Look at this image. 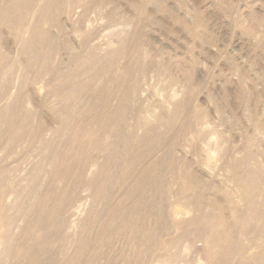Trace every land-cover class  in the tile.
<instances>
[{"label":"bare ground","instance_id":"bare-ground-1","mask_svg":"<svg viewBox=\"0 0 264 264\" xmlns=\"http://www.w3.org/2000/svg\"><path fill=\"white\" fill-rule=\"evenodd\" d=\"M91 5L92 2L88 0H4L3 5L0 4V34L6 31L17 39L16 44L22 43L18 46L19 53H16L19 54L16 55L19 57L17 65L8 63L5 56L0 54V102L5 103L0 104V264H104L102 261L107 256L106 250H111L118 237L128 238L129 253L110 259L106 264H150L151 261L178 264V253L169 255L165 252L168 247L176 248L180 243L174 241L175 247L173 241H161V233H167L171 225H177L186 234L206 220L209 225L230 223L232 228L225 235L229 240L228 255L243 262L246 260V264H264V249L258 251V243L244 246L232 234L247 226L251 229L259 221V210L264 209L261 204L264 201L261 198L264 195L261 193L262 189L264 192V168L258 170L256 166L254 171L250 169L255 165L250 152L242 158V164L228 166L229 180L235 183L232 194L237 192L236 196L230 197L231 200L228 199L233 208V213L230 210L232 222L223 215L210 219L212 221L206 219L207 211H210L209 214L222 212V203L213 198L214 195L211 198V193H205L201 186H196L193 170L178 167L173 162V153L180 146L175 137L165 140L161 159L152 157L143 164L163 143L162 134L155 132V128L158 123L163 124L167 117L133 111V100L146 75V69L141 64L136 61L124 66L122 75L118 73L120 77L112 74L115 66L127 57V46L135 36L126 30L128 25L123 27L125 33L122 32L124 35L130 32L128 38L124 40L121 36L123 39H118L117 48L108 49L103 55L99 52V46H94L98 40L95 42L93 39L95 44L91 46L92 38L97 36H93L94 29L88 33L79 31V38L78 35L74 37V33L70 34V39L76 38L82 49V53L72 57L77 67L65 71L58 67L59 64L55 66L54 58L60 50L58 38L66 34L63 21L73 26L77 14L80 19L87 18ZM31 15L32 23H28ZM112 16L116 17V14ZM27 26L30 30L26 33ZM25 33L27 35L23 38ZM2 45L0 38V50ZM29 73L32 75L29 76ZM58 74L64 76L65 80L56 84L53 82L47 92L53 95L55 104L46 102L49 97L41 98L42 102L37 100L41 103L38 111L34 110L35 107L31 108L30 103L35 102L34 97L39 93L36 91L37 85L46 82L47 87L46 79H53ZM115 97L118 103L113 107ZM175 104L176 112H182L179 109L183 108V103L177 101ZM79 105L82 109L88 105L89 110L97 107L101 111L98 121L87 126L85 118L77 114ZM44 111L51 115L52 122L49 124L41 118ZM132 117H137L134 125L128 122ZM164 125L170 128L172 122ZM138 128L147 129L141 138L135 133ZM107 131L113 133V139L107 135ZM187 131L188 128H181L176 133L177 137L181 139L191 133ZM200 131H194L192 142L199 135L202 136L199 142L203 140L204 132L200 134ZM137 133L140 135V132ZM129 136L139 141L138 144L149 141L148 151L143 157H139L129 145ZM121 144H125L124 148ZM26 148L27 151L31 150V156L36 160L31 161L32 168L27 175L17 179L14 174L17 170L7 162L22 150L26 151ZM104 150L109 151V155H102ZM124 160L127 166L122 170ZM161 171H165L167 179L163 178ZM169 178H174L176 182L172 195L195 207V216L186 223L181 221L185 224L182 226L179 223L182 211L168 202L169 189L173 184L171 180L169 185ZM118 187L122 189V197L114 202V191ZM223 192L232 195L228 187L223 188ZM88 197L92 201L91 209L87 217L80 221L78 218ZM259 197L260 203L257 201ZM237 198L243 203L242 207ZM169 211L174 214L175 224L168 222L171 220ZM262 221L263 226L257 229L260 240H264ZM74 228L77 236L72 243L74 251L69 254L67 249ZM219 234L206 240L205 244L213 247Z\"/></svg>","mask_w":264,"mask_h":264},{"label":"rangeland","instance_id":"rangeland-1","mask_svg":"<svg viewBox=\"0 0 264 264\" xmlns=\"http://www.w3.org/2000/svg\"><path fill=\"white\" fill-rule=\"evenodd\" d=\"M3 1L0 0V4L3 5ZM88 1L92 2V8L90 7L87 11V14H89L86 16L87 18L80 19L77 14L73 26L70 23H65V20L63 21L66 34L58 38L59 40L57 39V46L60 47V50L58 55L55 56L56 58H54L55 66L59 64L58 67L66 71L67 68L71 69L77 65L72 62V57L82 53V49L77 44L79 42L76 39V36L81 34L80 32L82 31L88 33L94 29L93 32L95 34L93 36H97L92 38L91 46H99L101 55L105 54L108 49L117 48L120 41L118 39L124 37L125 40L129 34L133 33L135 36L127 46V57L121 60L118 63L119 65L115 66L116 68L112 71V74L120 77L124 71V66L136 61L139 65L141 64V67L146 69V75L133 100V111L139 110L150 115L162 114V117H167L166 119L164 118L165 121L163 119V124L158 123V126L156 124L157 128H155L156 126L154 127L156 129L155 132L162 134L163 143L153 151L148 159H145L143 164H146L149 159H153L152 157L161 159L165 151L163 147L165 140L175 137L180 146L174 152L175 155L173 153V162L178 167L185 166L193 170L191 172L195 176V182L201 183V185L195 183L196 186H201L203 190L205 189V193H211L209 195L211 198L214 195L213 198L222 203L223 211L210 214V211H207L205 213V216L208 214L206 219H218V217L223 215L232 222L233 208H231L230 200L237 195V192L232 194L231 189H235V183L229 180L230 170L228 166L242 164V158L247 152H250L249 154L255 160V163L251 162V165H255L253 168L251 166L250 169L254 171L256 166L258 170L264 168V0ZM112 10L116 17L112 16ZM32 15L28 23H32ZM109 15H111V18ZM127 25L129 29L127 28L126 30L131 33L128 32V34L124 35L122 32L125 33L124 26L127 27ZM79 28L80 30H78ZM123 29L124 31H122ZM27 30H30V27L25 30L26 33L28 32ZM95 30L98 31L96 32ZM26 33L23 38L27 35ZM73 33L74 37H76L73 39L74 41L70 39V34L73 35ZM0 38L3 43L0 54L5 56L8 63L17 65L19 57L16 55L19 54L16 53H19L18 46L22 43L16 44L17 39L6 31L0 34ZM93 39L94 41L98 40V43L95 44L96 41L94 42ZM93 44L95 45L93 46ZM28 75L31 76L32 73ZM64 80V76L58 74L57 76L54 75L53 79H46L48 82L47 87L45 86L46 82L45 84L37 85L38 90L36 91L39 93H37L38 96L37 94L35 95L33 100L36 103H30L31 108L35 107L34 110L37 109L38 111V106L41 103L37 100L39 99L42 102L41 98L49 97L46 102L49 105L55 104L53 95H48L47 93L48 89H50L53 82V84H56ZM49 82L50 85H48ZM177 101L183 103V108L179 109L182 112L178 111L181 114H178L175 109ZM112 102L114 107L118 103V98H113ZM0 104L2 106L5 103L0 102ZM81 107V105L78 106L77 114L85 118L86 125L95 124L101 111L97 107L94 110H89L88 105H84L83 109ZM41 113L43 116H41L42 114L40 116L44 123L49 124L52 122L49 112L44 111ZM195 115L198 119L195 118ZM136 118L132 117V120L129 119L130 125L136 123ZM169 121L172 122V127L170 126V128L164 125L169 123ZM183 127L188 128L189 132H187L191 133L180 139L176 133ZM196 130H201L200 134L204 132L201 142L199 141L202 136L199 134L200 137L192 142L193 134ZM137 131L140 132V135ZM135 133L141 138L142 134L145 135L147 133V129L138 128ZM107 135L112 138L113 133L107 131ZM187 138L188 142L186 141ZM127 142L135 149L139 157L144 156L150 145L149 141L145 144H138L139 141L131 136H129ZM124 145L121 144L122 148H124ZM248 147L250 148L248 149ZM27 150L28 148H26V151L22 150L23 152L21 151L14 155L16 158L13 156V158L8 159L7 164L17 170L14 173L17 179H23L31 170L32 163L36 160L34 156H31V150ZM101 154L109 155V151L104 150ZM207 156H210L211 159L208 158L209 160H207ZM30 158L32 159L30 160ZM256 163L258 164L256 165ZM123 165L125 167L122 170H125L127 166L125 160ZM161 172H163V178L167 179L165 171ZM169 180V185L172 182L171 180H173V184L169 189L170 199L168 202L173 204V208L182 211V216H179V223L182 226L185 224L181 223V221L185 222L195 216V207L188 201L177 199L172 195L176 188V182L174 178H169ZM227 187L231 191V196L225 195L223 192V188ZM121 188L115 189L114 202L121 199ZM261 193L264 194L263 189ZM261 196L262 200H264V195ZM259 198L257 201L260 203L261 198L260 200ZM236 201L239 202L238 198ZM84 202V209L82 208L78 218L80 221L87 217L92 205L89 197ZM261 204L264 205V201ZM239 205L242 207L243 203L239 202ZM171 210H173L172 207ZM169 213L171 218L168 215V219L170 218L171 220H168V222L175 224L174 214L172 215V211H169ZM257 216L259 221L251 229L247 226L241 231H235L232 234L234 239L242 241L244 246H251L252 244L255 246L258 243V251H261L264 249V240H260L259 230L257 229L263 226L261 224L262 220H264V209L259 210ZM229 224L209 225L206 220L205 223L196 225L186 234H183L182 230L176 227L177 225H171L172 228H168L170 231L161 233V241L170 243L173 241V244L176 241V243L179 242L180 244L176 247L175 243L174 246L176 248L173 246L172 248H170L171 246L168 247L169 249L167 248L165 253L169 255L178 253L180 256L178 264H246L245 259V262H243V260L227 254L229 251V240L225 235L232 228ZM72 230H70L72 231L71 237L74 239H70L67 249L69 254L74 251L72 243H74L77 236V232H75L77 230L75 228ZM218 234L221 238L219 237L218 241H215L213 247L205 244L206 240L211 237L216 238ZM198 241L201 246H204L200 248ZM203 242L204 244H202ZM113 246L111 250L107 248L110 251L106 250L107 256L102 261L104 264L109 262L110 259L119 258L129 253L130 244L127 237H118ZM256 250H252L253 253ZM150 264L158 263L151 261Z\"/></svg>","mask_w":264,"mask_h":264}]
</instances>
